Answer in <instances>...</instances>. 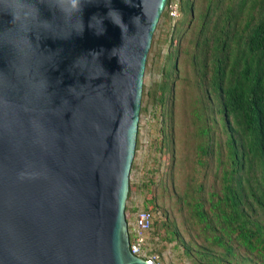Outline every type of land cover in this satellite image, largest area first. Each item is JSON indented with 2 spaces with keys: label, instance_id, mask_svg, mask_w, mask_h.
I'll return each mask as SVG.
<instances>
[{
  "label": "water",
  "instance_id": "water-1",
  "mask_svg": "<svg viewBox=\"0 0 264 264\" xmlns=\"http://www.w3.org/2000/svg\"><path fill=\"white\" fill-rule=\"evenodd\" d=\"M82 3L0 0V264H146L124 202L166 0Z\"/></svg>",
  "mask_w": 264,
  "mask_h": 264
},
{
  "label": "trees",
  "instance_id": "trees-1",
  "mask_svg": "<svg viewBox=\"0 0 264 264\" xmlns=\"http://www.w3.org/2000/svg\"><path fill=\"white\" fill-rule=\"evenodd\" d=\"M178 1L188 22L198 24L186 52L190 69L183 73V78L191 77L195 93L188 110L195 126L191 135L206 138L195 148L208 154L213 167L227 166L220 171L219 193L203 191L202 184L194 186L198 193H205L207 209L201 195L195 198L188 189L178 190L176 199L190 204L202 244L189 238L187 244L180 241L187 250L196 248L193 255L203 264H229L239 248L241 259L264 264V0ZM174 47L169 50L163 73L165 138L170 135L174 115L178 54L184 52ZM217 118L222 142L216 136L218 126L211 128L207 122ZM221 147L226 148L225 161ZM213 246L220 247L223 255L214 253ZM251 255L257 261L251 260Z\"/></svg>",
  "mask_w": 264,
  "mask_h": 264
},
{
  "label": "rangeland",
  "instance_id": "rangeland-1",
  "mask_svg": "<svg viewBox=\"0 0 264 264\" xmlns=\"http://www.w3.org/2000/svg\"><path fill=\"white\" fill-rule=\"evenodd\" d=\"M183 8L185 9L186 5ZM190 21L188 22L178 0H166L152 32L143 68L135 145L124 202V216L129 232L132 231L130 224L135 211L150 209L152 221L144 236L142 252L155 256L165 264H203V261L198 262L193 255L196 248L190 247V250H187L180 241L182 239L187 244L186 240L189 238L199 246L202 244L201 232L198 234L195 230V218L189 211L190 204H181L176 199V194L179 195L178 190L188 189L193 192L195 198L201 195L203 208L207 209L209 202L205 193H198L194 186L202 184L203 191L219 193L220 171L227 168L225 164L224 168L213 167L214 162L209 160L208 154H201L195 148L197 142L206 138L191 135L195 126L192 125V114L188 110L189 103L194 101L195 93L191 77L183 78V73L186 68L190 69L186 64V52L198 24L194 25L193 20ZM173 46L181 48L184 52L178 54L179 70L172 99L174 115L170 135L167 134L165 138L162 131L167 121L161 108V104L165 102L163 73L166 71L169 50ZM207 122L211 128L218 126L216 136L222 142L220 119H209ZM225 149L221 147L223 161L227 159ZM183 185L185 189L181 188ZM212 250L218 255H223L220 247L213 246ZM234 252L235 254L228 258L231 261L229 264H239L241 261L243 264H252L241 259L242 249ZM254 257L251 255V260L255 261ZM223 262L219 263L224 264Z\"/></svg>",
  "mask_w": 264,
  "mask_h": 264
},
{
  "label": "built area",
  "instance_id": "built-area-1",
  "mask_svg": "<svg viewBox=\"0 0 264 264\" xmlns=\"http://www.w3.org/2000/svg\"><path fill=\"white\" fill-rule=\"evenodd\" d=\"M152 221L151 212L145 209H138L135 211L132 223V231L127 230L128 234V249L129 251L140 258L146 264H165L155 256L147 255L142 252L143 240L145 233L150 228Z\"/></svg>",
  "mask_w": 264,
  "mask_h": 264
},
{
  "label": "clouds",
  "instance_id": "clouds-1",
  "mask_svg": "<svg viewBox=\"0 0 264 264\" xmlns=\"http://www.w3.org/2000/svg\"><path fill=\"white\" fill-rule=\"evenodd\" d=\"M82 9H83L82 0H59L58 10L62 12H66L69 14L76 12L82 13Z\"/></svg>",
  "mask_w": 264,
  "mask_h": 264
}]
</instances>
